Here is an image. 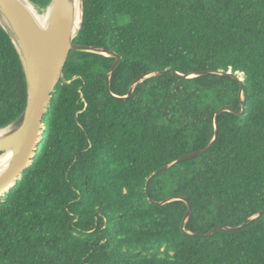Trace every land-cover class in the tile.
<instances>
[{
	"label": "trees",
	"instance_id": "obj_1",
	"mask_svg": "<svg viewBox=\"0 0 264 264\" xmlns=\"http://www.w3.org/2000/svg\"><path fill=\"white\" fill-rule=\"evenodd\" d=\"M47 10L51 0H30ZM33 163L0 204V264H264V0H84ZM206 71L238 74L183 76ZM185 198L188 204L152 203ZM27 104L0 26V130ZM244 226L239 231L220 227Z\"/></svg>",
	"mask_w": 264,
	"mask_h": 264
},
{
	"label": "water",
	"instance_id": "obj_2",
	"mask_svg": "<svg viewBox=\"0 0 264 264\" xmlns=\"http://www.w3.org/2000/svg\"><path fill=\"white\" fill-rule=\"evenodd\" d=\"M29 4L35 8L30 0H0V26L8 34L19 54L27 82V104L20 120L16 124L0 130V204L5 195L16 187L23 173L33 163L38 154L46 132V114L57 85L61 80H64V67L71 51L96 53L116 58V62L108 74L106 86L108 93L116 99L128 100L132 97L139 83L168 73V71H156L144 75L133 83L127 96H114L111 92V78L122 61L121 56L105 48L88 47L75 43L85 19L84 0H80L81 19L79 24H76L74 0H51L46 10V21L44 23L38 21L29 9ZM204 75H221L238 80L241 84V96H243L244 80L238 74L232 72L206 71L183 77L194 78ZM245 110L244 102L242 112H235L230 108L221 109L215 116L214 139L207 148L188 154L176 162L164 166L149 178L146 189L152 203L166 205L175 200L187 202L189 209L182 222L184 232H186L185 227L193 213L190 203L185 198L155 202L151 197L150 183L155 177L174 165L207 153L218 137V118L221 113L232 112L241 116L245 113ZM262 216H264L263 212L252 218L250 222ZM243 227L220 226L207 234L192 235L211 237L220 230L239 231Z\"/></svg>",
	"mask_w": 264,
	"mask_h": 264
},
{
	"label": "bare ground",
	"instance_id": "obj_3",
	"mask_svg": "<svg viewBox=\"0 0 264 264\" xmlns=\"http://www.w3.org/2000/svg\"><path fill=\"white\" fill-rule=\"evenodd\" d=\"M75 1V7H76V15H75V19H76V24H79L80 19H81V7H80V0H74ZM29 9L32 11V13L35 15V17L38 19V21H40L41 23H44L46 21V16H42L40 15L35 8L32 5H28Z\"/></svg>",
	"mask_w": 264,
	"mask_h": 264
},
{
	"label": "rangeland",
	"instance_id": "obj_4",
	"mask_svg": "<svg viewBox=\"0 0 264 264\" xmlns=\"http://www.w3.org/2000/svg\"><path fill=\"white\" fill-rule=\"evenodd\" d=\"M35 9L37 10V12L40 14V15H46V10H40L39 8H37L36 6H35Z\"/></svg>",
	"mask_w": 264,
	"mask_h": 264
}]
</instances>
